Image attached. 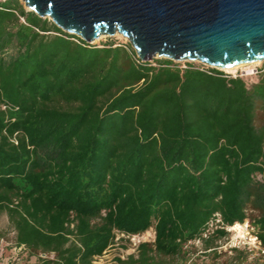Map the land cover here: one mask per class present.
<instances>
[{
  "label": "trees",
  "instance_id": "trees-1",
  "mask_svg": "<svg viewBox=\"0 0 264 264\" xmlns=\"http://www.w3.org/2000/svg\"><path fill=\"white\" fill-rule=\"evenodd\" d=\"M4 213L38 264H96L119 236L151 230L116 264L184 262L197 240L218 258L228 232L204 238L217 215L251 224L264 249V68L142 62L130 44H87L0 2Z\"/></svg>",
  "mask_w": 264,
  "mask_h": 264
},
{
  "label": "water",
  "instance_id": "water-1",
  "mask_svg": "<svg viewBox=\"0 0 264 264\" xmlns=\"http://www.w3.org/2000/svg\"><path fill=\"white\" fill-rule=\"evenodd\" d=\"M67 34L93 45L126 38L148 63L222 70L264 62V0H22Z\"/></svg>",
  "mask_w": 264,
  "mask_h": 264
},
{
  "label": "rangeland",
  "instance_id": "rangeland-1",
  "mask_svg": "<svg viewBox=\"0 0 264 264\" xmlns=\"http://www.w3.org/2000/svg\"><path fill=\"white\" fill-rule=\"evenodd\" d=\"M2 1L5 0H0V2ZM26 10L30 11L28 9ZM110 43L124 46H129L130 44V42L126 38L122 36H116L114 38H102L101 40L95 42L93 45L103 47L109 45ZM158 60L161 59H156L155 61ZM185 63L188 65L187 62ZM191 64L199 66L200 63ZM180 65H184V63H181ZM263 68L264 62L245 66L234 71H222L227 75H244V77L246 78H251L252 76H255L253 75L254 72L260 71ZM249 213L252 214L253 211L249 210ZM226 240V238H223L218 242V258H216L213 254L210 255V257H206V253H209L210 251L206 252L204 250V244L201 243L198 245H191L189 247L190 254L184 262L173 264H230L231 262H233V259L237 256V254L235 253V251H231L226 247ZM154 241L155 232L153 230L142 235L135 236L133 238L119 236L115 245L110 248L103 257L98 258L95 263L116 264L117 258L127 259L130 255L136 254L137 247L141 243H153ZM237 249L243 251L245 250L249 254V260L247 264H256L257 259H260L259 261L262 263L264 262V254L258 252L257 250L250 251L247 248L243 247ZM37 262L38 261L36 256H31L26 248L16 245L15 232L10 226L7 214L4 213L0 215V264H36Z\"/></svg>",
  "mask_w": 264,
  "mask_h": 264
},
{
  "label": "built area",
  "instance_id": "built-area-1",
  "mask_svg": "<svg viewBox=\"0 0 264 264\" xmlns=\"http://www.w3.org/2000/svg\"><path fill=\"white\" fill-rule=\"evenodd\" d=\"M197 67L204 68V69L212 68V67H208L206 65H203L201 63ZM181 68L182 69L187 68V64L184 63V65H181ZM257 73H258V71L254 72L253 75H256ZM229 76L244 77V75H229ZM218 229H224L228 232V236L226 237V239H227L226 240V247L229 248L231 251L233 249L243 247V248H247L250 251L257 250L258 252H261L264 254V249H263L262 243H261L257 233L255 232V229L253 227H251V225L249 223H235L232 226H226L222 222L220 215H217V217L210 222V224L207 228V231L204 234V238H206V239L209 238V236H211ZM121 236L125 237L124 235H121ZM133 237H135V236H133ZM133 237H127V238H133ZM201 243H202V240H197L195 242L189 243L187 245V248H189L191 245H198ZM44 256L45 255H43V257Z\"/></svg>",
  "mask_w": 264,
  "mask_h": 264
},
{
  "label": "bare ground",
  "instance_id": "bare-ground-1",
  "mask_svg": "<svg viewBox=\"0 0 264 264\" xmlns=\"http://www.w3.org/2000/svg\"><path fill=\"white\" fill-rule=\"evenodd\" d=\"M246 66H248V65H246ZM242 67H245V65L236 66V67H231V68H223L222 70H226V71H234V70L239 69V68H242Z\"/></svg>",
  "mask_w": 264,
  "mask_h": 264
},
{
  "label": "crops",
  "instance_id": "crops-1",
  "mask_svg": "<svg viewBox=\"0 0 264 264\" xmlns=\"http://www.w3.org/2000/svg\"><path fill=\"white\" fill-rule=\"evenodd\" d=\"M36 264H38V262Z\"/></svg>",
  "mask_w": 264,
  "mask_h": 264
}]
</instances>
